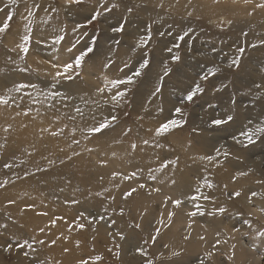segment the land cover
Instances as JSON below:
<instances>
[{
    "label": "rangeland",
    "instance_id": "rangeland-1",
    "mask_svg": "<svg viewBox=\"0 0 264 264\" xmlns=\"http://www.w3.org/2000/svg\"><path fill=\"white\" fill-rule=\"evenodd\" d=\"M190 1L224 16L205 24L186 9L145 16L127 8L132 2L126 0H0V26L7 25L0 31V85L30 93L32 100H43L56 111L81 115L72 125L81 139L65 155L53 157L52 164L27 166L28 150L17 140L20 165L14 168L4 151L7 143L0 141V264H60L54 245L69 239L61 250L74 253L62 264H74L69 260L74 256L80 264L181 262L177 246L192 247L191 222L176 217L169 197L173 192L181 196V176L194 183L193 195L181 203L190 206V216L202 215L203 229V237H196L202 242L187 251L183 264H217L216 255L218 264H249L226 255V245L234 249L228 223L248 246L259 240L256 252L264 257V133L256 131L264 128V7H259L264 0ZM66 64L72 69L58 75ZM197 84L203 92L187 101ZM0 108L8 120L34 112L46 139L57 124L55 111L49 117L24 106L0 103ZM171 120L179 126L157 134ZM214 120L227 122L216 125ZM105 121L108 127L92 131ZM55 131L63 136L57 126ZM246 132L255 133L252 143ZM216 144L224 148L219 154L226 170H232V182L219 176L221 184L214 185L211 169L203 167L210 164L198 163ZM181 162L183 169L193 164L204 169L164 180L178 172ZM241 181L253 189L244 198L236 195ZM23 187L44 204L34 207L9 196ZM161 187L169 196L161 195ZM165 198L171 208L163 206ZM225 201H246L248 210L228 221L222 208L212 207Z\"/></svg>",
    "mask_w": 264,
    "mask_h": 264
},
{
    "label": "bare ground",
    "instance_id": "bare-ground-1",
    "mask_svg": "<svg viewBox=\"0 0 264 264\" xmlns=\"http://www.w3.org/2000/svg\"><path fill=\"white\" fill-rule=\"evenodd\" d=\"M126 1L132 2V4L127 8L134 7V9L138 13H142L143 15L149 16V17L151 15L157 16V14L161 15L162 17H166L167 13H171V15L172 14H180L184 9H186L187 12L193 13L195 15V17L199 18L201 20V22L208 24V22H210V21H212V23H216V19H218L220 16L221 17L224 16L223 14H221V11H217V12L212 13V12H210L209 6H204L203 4H201V6H199L197 4H193L190 0H185L183 2H180L179 6H177L175 4L177 2V0H126ZM208 1H211V0H208ZM164 10H168V11H164ZM241 15H242V13L237 16L238 17V20H237L238 24L237 25H236V22L231 23L232 25H234V27H237L239 25ZM220 20H223V19H220ZM224 20L228 21L231 19L230 18L229 19L224 18ZM160 32H161V30L159 29L158 33L160 34ZM37 35L42 38V41L47 42V39H46L44 34L41 36L39 33H37ZM79 48H81V45L79 46ZM95 87H97V86L95 85ZM29 94L30 93H27V92H21V91H16V90L14 91V90H12L11 87H9V88L5 87L3 84L0 85V95L5 100H7L8 106H12V107H16V108L24 106V107L28 108V110L31 109L32 112L41 110L45 116H49V117H50V114L54 113V111L57 112L56 117L54 118V121L57 123L55 126H57V131H59L61 134H63V136L59 137L58 133L55 131V126H54V128L52 127L51 129H49L51 136L49 137V135H47L46 137H49V138H47V139L43 138V136L37 130L38 124L35 122L34 112L30 115L24 114V115H20L18 117H15V118L12 117V118H10V120H8L5 117V113L0 108V141L7 143L6 145L9 148L7 150L5 147L4 151H5L6 156H8V157L12 156L11 160L14 164V168L15 167L17 168L20 165V158H19L20 153L18 152L17 140H19V143L21 141L22 145H24V147L28 150V153H29L28 156L31 160L27 166H30V168H34L36 166H39L40 163H42L44 165H46V163L52 164V158L53 157H55L56 155H58V156L59 155H65L64 150L66 148L70 147L75 142H77V139H79V140L81 139L79 136L80 134L78 132L80 130L73 131L74 128L72 129V125H75V123L78 124L77 121H79L81 118L79 111L73 113L71 110H70L71 112L67 111L66 108H65V110L61 109V110L56 111L53 108L51 109L48 106V103L43 101V100H40V102H38L36 99H35L36 101L32 100V97L29 96ZM92 103L94 104V102H92ZM71 115L74 117H72ZM69 117L73 118L72 119L73 121L70 119L73 124L67 123V121L65 120ZM79 142L81 143L82 141H79ZM213 149L214 150L211 152L210 155H204L202 157H199L200 161L198 160V163L208 162V164H210V165H204L203 167H209L211 169L210 172L213 173L212 174V183L214 185H220L221 184L219 181V176L221 178L227 180L228 182H232L234 180V178H233L234 176L231 175L232 170H226V168L229 166L223 163L221 156L219 154V152L224 151V148L222 146H220L219 144H216V145H214ZM66 156L68 157L69 154H66ZM249 157H252V155ZM42 160H43V162H42ZM188 161L193 162V159L188 157ZM218 164H222V165H218ZM142 166L145 168L149 166V170L151 168V166L147 163H143ZM182 166H185L184 162L183 163L181 162L178 165V167H177L178 172H176L175 175L172 174V175H169L167 178L163 177V179L168 180V179L180 177V175L184 174L187 170L195 172V171H199V170L204 169V168L199 167V166L194 165V164L192 165L193 169L190 168V166H188V165H186L187 169H183ZM230 167H232V166H230ZM159 168H162V166H160ZM232 168L234 169V166ZM163 174L164 173H162L161 175H163ZM182 179H183V181L179 182V188L181 191V196H178L177 192H173V195L169 196L167 194L168 189H163L162 187L161 188L163 190H161V195L163 197L169 196L170 198H172V202L176 201L175 197H177L178 199H180V197H181L180 201L181 200L185 201L186 199H189V197H191L193 195L191 188L193 187L194 183L192 184L187 177L181 176V180ZM243 183H245V182L241 181L238 184H236V186H237L236 188L238 189L237 193H240L242 195V197L244 198L245 194L248 191L253 190V189L250 186L240 185ZM191 185H192V187H191ZM230 186L233 187L232 185H230ZM157 187H158V185H157ZM221 187L223 188V186H221ZM213 189L216 192H220V190L216 186L213 187ZM12 190H13V193L11 192L9 196H11L13 199L16 198L21 202H30V204L34 205V207H37L39 204H44L40 198L37 200H33L34 193L31 191L29 194L28 188H27V190H25V187L20 188V189L15 188ZM223 190L226 191V189H224V188H223ZM10 191H8V192H10ZM2 197L5 198V196H2ZM244 202L243 203H236V204H233V203L227 202V201L218 202V203L213 204L212 207H215L217 210L219 208H222L223 211H225V213L228 214V217L226 218V220L232 222V220H237L238 219L237 216L240 215V213L243 214V212H245V209L248 210V206H247L248 203L246 201H244ZM259 202H261V201H259ZM162 203H163V206L167 205V206H170L169 208L172 207V205H169L170 203L166 200V198L163 200ZM173 205H176L175 208H177V211H178L176 217L178 219L183 218L184 219L183 221L191 222V224L188 225V228L190 229V231L192 233L191 244H190V246H192V247H190V248L186 247V246H188V244H185V242H179V244L177 246L179 248L178 250L180 251L179 256L181 255L180 259L182 260L181 262L180 261L179 262H180V264H183L184 262L187 261L188 256H189L187 251L190 250L192 252L194 250L193 247H196L197 245H199L202 242L199 239H198L199 241L196 239V237H198V236H200L201 238L203 237L202 235H200V233H202V231H203V229L200 226V222H201L200 218H202L201 217L202 215L200 216L199 214H197L193 217L190 216L189 213L191 212L190 211L191 209L189 208L190 206L188 204L180 203L179 205H177L174 203ZM194 205H197V204H193L191 206H194ZM260 206L264 207V203L261 202ZM12 209H14V208H12ZM205 209L202 208L201 211H203ZM226 220H224L223 223H225ZM248 221H249V223H251L254 220H248ZM234 223H235V221H234ZM252 223L254 225L256 222L254 221ZM228 224H229L228 230L232 236V244L234 245L233 246L234 249L232 247H230V245H226V249H227L225 252L226 255L227 256L233 255L234 257H237V259L239 256V259L245 260V262H247L249 264H261V263L263 264L264 257L262 256V254L260 255L256 252V251H258L256 248H258V246L261 245V244H259V240L256 239L253 242H250L251 245L248 246V243L243 241L242 237H241L242 239H240L236 233L232 234L231 230H233L234 228L231 227L230 223H228ZM232 226H235V224ZM208 230H210V229H208ZM225 237L226 236H224V239H225ZM228 239H225V240L228 241ZM70 241H71V239H69V242ZM69 242L65 241V240H58L56 242L57 244L55 243V245H54V247L57 250L56 254H58L56 260L59 259L60 264L64 263L67 260L66 257H70L74 253V251H63V250H61V248H64V247H66L67 244H70ZM67 248H70L69 245L67 246ZM77 249L83 251L80 248H77ZM175 252H177V250ZM75 253H76V251H75ZM69 260L71 263L80 264V260L76 256L71 257ZM218 260H219V257L217 255L213 257V263L216 262L218 264ZM179 262L176 264H179Z\"/></svg>",
    "mask_w": 264,
    "mask_h": 264
},
{
    "label": "snow or ice",
    "instance_id": "snow-or-ice-1",
    "mask_svg": "<svg viewBox=\"0 0 264 264\" xmlns=\"http://www.w3.org/2000/svg\"><path fill=\"white\" fill-rule=\"evenodd\" d=\"M76 2L78 3V2H80V0H76ZM217 2H218V0H217ZM259 7H264V4L259 5ZM97 15H99V13H97ZM94 18H95V17H93V19H94ZM9 19H11V17H9ZM90 22H91V21H90ZM6 28H7V25H6V24H5V25H2V26H0V31H5ZM24 39L27 41V40L30 39V37L25 36ZM22 50L26 53V52L28 51V48H27V47H23ZM89 51H91V49H89ZM241 51H243V50H241ZM83 55H84V54H81V56L75 60V65H76L77 67L80 66L81 61H82V59H83ZM177 59H178V57H177ZM233 63L236 64V63H238V61H235V60H234ZM146 66H147V61H145V62L141 65V68L146 67ZM72 67H73L72 64H66V65H64L65 72H64V73H58V75H66V73L69 72V71L72 69ZM139 74H140L139 72H136V73H135V75H139ZM209 74H213V75H214L215 73H214L213 70L209 69ZM66 78L71 79L70 76H66ZM203 78H204V79H207V75H205ZM124 82H125V81H117V82H115V83H124ZM127 82H128V83H131V82H132L131 77L128 78V81H127ZM202 92H203V88H201L200 85L197 84V85H196L191 91L188 92V94H187V96H186V100L189 101V102H191V101L194 99V97H195L198 93H202ZM119 95L123 96L124 94H123V93H120ZM0 103H7V100H4V99L0 98ZM175 111H176V113L179 114V113H181L182 110H181V108H176ZM112 119L115 120V117H113ZM231 119H232V117L229 116V117H228V121H230ZM226 122H227V121H224V120H214V121H213V123L216 124V125H220V124H223V123H226ZM173 126H179V122L176 121V120H171V121H168V122H165V123L161 124V126H160L158 129H156L157 134H163V133H166V132H168V131L170 130V128L173 127ZM106 127H108V122H107V121H105V122L99 124V126L93 128L92 131H93L94 133H99V132H101L103 129H105ZM256 131H257V132L264 133V128H258ZM243 134H244L245 136H247L249 143H252V142H253L252 137L255 135V133H252V132H246V133H243ZM133 175H135V173H133ZM154 178H155V177H153V179H154ZM132 191H135V189H133ZM131 194H132L131 192L128 193V195H131ZM236 195H239V193H236ZM174 203L177 204V205H179V204L181 203V201L176 200V201H174ZM221 211H223V209H221ZM193 215H194V213H193ZM9 247H11V245H9ZM149 264H151V262H149Z\"/></svg>",
    "mask_w": 264,
    "mask_h": 264
}]
</instances>
